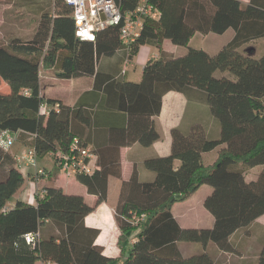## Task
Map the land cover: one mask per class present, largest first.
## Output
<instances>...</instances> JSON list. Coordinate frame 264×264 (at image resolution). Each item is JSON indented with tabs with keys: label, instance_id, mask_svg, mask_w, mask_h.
Instances as JSON below:
<instances>
[{
	"label": "trees",
	"instance_id": "obj_1",
	"mask_svg": "<svg viewBox=\"0 0 264 264\" xmlns=\"http://www.w3.org/2000/svg\"><path fill=\"white\" fill-rule=\"evenodd\" d=\"M115 2L125 16L133 14L139 0ZM146 2L159 15L156 19L143 16L139 33L127 42L120 39V25L99 30L93 40L80 39L70 5L64 0H41L35 7L38 19L31 36L10 37L0 45V80L8 86L0 89V131L16 135L10 148H0V264L44 260L57 264H204L205 260V264H220L208 259L206 243L235 253L229 236L264 214V52L256 57L241 50L244 44L264 37V0H248L239 9H234L236 0ZM229 29L233 32L230 39L214 53L188 45L196 34H222ZM165 39L186 46V51L164 50ZM141 45L157 48L159 55L144 63L138 82L99 78V57L120 51L123 62H128ZM43 69L63 79L94 75L92 90L72 106L46 98L40 87ZM96 90L102 94L98 96ZM170 91L183 94L189 104H203L217 122L218 135L202 137L195 144L194 138L173 128L171 152L143 161L155 173L153 178L140 180L134 168L129 179L120 181L113 205L119 229L118 257L105 255L102 246L95 244L99 229L84 224L94 207L81 194L67 193L52 182L56 168L48 171L49 181L37 183L41 195L36 193L33 203L18 197L25 176L15 159L17 147H32L37 157L50 155L55 160L74 139L89 147L85 129L93 122L108 126L110 137H126L107 150L90 146L96 156L95 169L76 176L87 193L96 195V203L105 200L109 176L120 177L119 146L135 142L148 146L160 138L153 118ZM94 92L90 103L87 94ZM43 101L58 102L59 110L40 114ZM90 105L96 109L92 116L83 109ZM257 165L263 168L258 179L247 180V169ZM203 184L212 187L203 200L212 225L180 226L171 212L173 203ZM29 233L38 236L27 242ZM182 241L197 242L202 248L182 254ZM256 264H264V240Z\"/></svg>",
	"mask_w": 264,
	"mask_h": 264
},
{
	"label": "crops",
	"instance_id": "obj_2",
	"mask_svg": "<svg viewBox=\"0 0 264 264\" xmlns=\"http://www.w3.org/2000/svg\"><path fill=\"white\" fill-rule=\"evenodd\" d=\"M240 3V7L248 1V0H237ZM228 31V30H227ZM233 33V32H232ZM197 35V34H196ZM201 35V34H200ZM203 35L204 37L208 36ZM232 35V34H231ZM195 36V35H194ZM193 36V37H194ZM264 41V37L257 38L252 40L241 47V50L249 52V44H254L256 42L262 43ZM165 42V41H164ZM163 42V47L164 43ZM200 47V46H199ZM165 48V47H164ZM203 48V47H200ZM204 49V48H203ZM257 49V48H256ZM165 50H168L165 48ZM206 50V49H205ZM209 53H214L206 50ZM264 52V48L262 51L257 53H253L252 55L259 57ZM159 55V51L157 48L149 46V45H141L136 54L132 57L130 61H128L127 66L125 67V71H123L124 62L122 60L123 54L120 51L115 52V54L111 56H101L97 62L98 68V76L100 79H112L116 77H121L125 81H132L138 82L141 77L142 67L144 63L150 58H156ZM48 70L51 69H43L40 73V87L41 92L46 98L55 99L61 101L67 105H74L77 101L81 100V97L88 91L92 90L93 83H94V75L92 76H78L73 78H68L71 81V86L68 89L58 88V82L54 77H50L52 80L51 86L47 88L45 85V80L47 78ZM53 72V70H51ZM132 71V73L130 72ZM54 74V72H53ZM55 76V74H54ZM56 77V76H55ZM58 78V77H56ZM63 79V78H59ZM50 85V84H48ZM101 88L103 84H100ZM98 92V96L102 94L101 90H96ZM94 93H88V101L92 100L90 98ZM91 103V102H90ZM191 105L187 102L185 96L178 92H167L162 97V104H161V111L159 115L154 116V123L155 128L160 134V138L148 146L140 145L139 143H133L129 146H119L118 154H119V161H120V177L109 176L108 178V192L107 197L105 200L96 203L97 197L94 194L87 193V188L84 184L83 190H75L77 188L72 183H68L65 181L61 183L58 181L57 177L60 172H56L54 176H50L52 182L61 187L67 193H74V194H81L85 201L90 205L93 206L94 209L88 213L84 217V224L87 227L97 228L99 229V234L95 239V244L102 246L103 253L110 257H118L120 249L117 244L118 236H119V229L116 225L114 214H113V205L116 199V193L121 180H127L130 178L133 169H136L138 178L142 181L150 180L153 178L155 173L146 169L143 165V161L149 157L166 155L171 152L169 150L168 145L169 141H167V136H170V131L173 128L182 125L185 114L187 115L188 111H193ZM90 115H93V112L96 110L94 105H90L87 108ZM87 111V110H86ZM211 124L207 126L205 131V135L208 137H215L218 135V131L215 126V119L211 118ZM199 125L202 127H206L201 122L200 118L194 116V120L189 121L186 126H183L185 129L189 128L190 126ZM142 127V125H140ZM205 129V128H204ZM219 130V129H218ZM213 133L214 136H211ZM85 138L89 147L95 145L96 147H100L102 150H107L108 146L113 145L112 143H119L123 139L126 140L124 136H109V128L106 125L95 126L93 122L89 125H86L85 129ZM123 140V141H124ZM110 148V147H109ZM26 147L22 146L17 153L23 151ZM49 157V161L46 159ZM37 165L39 167L45 168V170L49 171L53 169V160L50 155H46L43 157H37ZM51 165V166H50ZM55 168V167H54ZM253 168L247 169V176L248 171H251ZM34 168L28 167L26 172L23 173L25 176V186L23 191L18 195V197L24 201L33 203L35 199V193L37 192L35 183H34ZM76 178V177H75ZM50 179L40 178L38 184H44L45 182L49 181ZM17 197V198H18ZM16 198V197H15ZM11 203L14 202V199ZM177 219V218H176ZM178 222V221H177ZM211 222V221H210ZM213 223V220H212ZM211 223V224H212ZM208 227V226H206ZM261 229L262 234L258 237L257 235L252 234V228ZM44 232H47L44 230ZM48 232H52V229H49ZM258 237V239H255ZM256 241H252V240ZM229 240L234 245L237 252H225L219 250L216 245L212 242H207L204 247V253L208 257V259L212 262H218L220 264H256L257 258L261 249L262 242L264 240V214L257 217L253 222H251L246 227L238 228L234 231L230 236ZM255 242L254 245L252 242ZM202 246H197L192 251L199 250ZM179 249L182 254H189L190 249H192L189 245H184L182 243L179 244Z\"/></svg>",
	"mask_w": 264,
	"mask_h": 264
},
{
	"label": "rangeland",
	"instance_id": "obj_3",
	"mask_svg": "<svg viewBox=\"0 0 264 264\" xmlns=\"http://www.w3.org/2000/svg\"><path fill=\"white\" fill-rule=\"evenodd\" d=\"M41 0H0V45L5 43L7 39L14 36H19L22 38H28L31 36V33L36 25L38 14H35V7L37 3H40ZM43 4V3H41ZM240 3L236 0L234 4V9H239ZM232 30L229 29L228 31H225L222 34H216V33H210L208 36L204 37L203 35L197 34L194 37H192L188 45H191L193 47H203L204 50H208L210 52H216L218 49L221 48L223 44L226 43L231 37ZM165 44L164 47L168 49L167 51L173 52L175 54H183L186 51V46L184 45H178L173 42H171L169 39L164 40ZM162 45V48L165 50V48ZM249 53L252 55L253 53H257L262 51L264 48V41L262 43H254L249 44ZM257 48V49H256ZM128 62H124L123 71H125V67L127 66ZM132 73V71H130ZM43 75V73H41ZM50 77H54V79L58 82V88L62 89H68L71 86V81L68 79H59L56 78L51 70H48L47 78L45 80V87L51 86L52 80H50ZM50 84V85H48ZM0 89L7 90L8 86L5 82H1L0 80ZM192 109L194 112L187 110V115L185 114L184 121L182 125H179L176 127L177 130H179L180 133H184L188 135L187 137L194 142L195 144H198L200 142V138L205 137V131L207 129V126L211 124L210 120L213 118V116L206 110L203 104H200V106H196L192 103H190ZM190 107V108H191ZM194 116H197L200 118L201 122H203V125L206 127H202L199 125L190 126L189 128L185 129L183 126H186L189 121L194 120ZM215 126L218 131V125L215 120ZM205 128V129H204ZM211 136H214L213 133ZM167 141H169L168 145L169 150H172V147L174 148L173 144V137L171 135L167 136ZM179 143V141H178ZM182 143L186 144L187 140H183ZM177 143H175L176 146ZM17 146V145H16ZM186 146V145H185ZM21 146L17 147V149H20ZM183 148V147H182ZM49 161V157L46 158ZM51 166V165H50ZM254 169L251 171H248L247 180L254 181L258 179V175L260 174L261 170L263 169L261 165L253 166ZM252 167V168H253ZM151 171V170H150ZM2 175V172L0 171V176ZM58 181L61 183H64L65 181H68V183H72L77 188L75 190H83L84 186L79 183L75 177H67L64 174L60 173L57 177ZM211 186L208 184L201 185L195 192H193L191 195L186 197L183 200L177 201L173 203L171 207V212L176 220L178 221L179 225L182 227H206L211 226L213 217L212 215L204 208L203 206V200L205 196L210 193ZM211 221V222H210ZM252 234L255 233L258 237L263 233L261 229H255V227L252 228ZM258 237H255V239H258ZM256 241V240H252ZM251 241V242H252ZM184 245H189L192 247L190 251H192L197 246H200L197 242H191V241H182L180 242ZM254 245H256L255 242H252ZM206 263V260L204 264ZM36 264H40L39 261L36 262Z\"/></svg>",
	"mask_w": 264,
	"mask_h": 264
},
{
	"label": "built area",
	"instance_id": "obj_4",
	"mask_svg": "<svg viewBox=\"0 0 264 264\" xmlns=\"http://www.w3.org/2000/svg\"><path fill=\"white\" fill-rule=\"evenodd\" d=\"M71 7V16L75 23V35L83 40H93L96 32L108 26L120 25V39L127 42L133 39L142 27V17L156 19L158 10L146 0H139L132 15L121 14L115 0H64ZM59 103L52 104L43 101L39 106V113L47 115L50 110L58 111ZM16 139L15 134L0 131V148L7 150ZM18 167L25 173L28 167L34 168V183L37 185L40 178H46L48 171L37 165V155L32 147H26L15 155ZM96 156L90 147L80 146L73 140L69 149L64 153L56 154L53 166L67 177H76L81 174H91L95 169ZM41 195V192H36ZM35 193V194H36ZM38 233L26 235V241H33ZM40 264H57L53 260L40 261Z\"/></svg>",
	"mask_w": 264,
	"mask_h": 264
}]
</instances>
